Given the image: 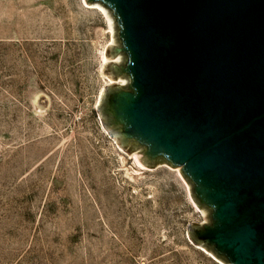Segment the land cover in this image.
<instances>
[{
    "label": "rangeland",
    "instance_id": "obj_1",
    "mask_svg": "<svg viewBox=\"0 0 264 264\" xmlns=\"http://www.w3.org/2000/svg\"><path fill=\"white\" fill-rule=\"evenodd\" d=\"M109 40L83 0H0V264H219L179 172L103 128Z\"/></svg>",
    "mask_w": 264,
    "mask_h": 264
},
{
    "label": "water",
    "instance_id": "obj_2",
    "mask_svg": "<svg viewBox=\"0 0 264 264\" xmlns=\"http://www.w3.org/2000/svg\"><path fill=\"white\" fill-rule=\"evenodd\" d=\"M105 1L83 0L110 29L103 128L141 166L179 172L202 216L193 244L264 264V0Z\"/></svg>",
    "mask_w": 264,
    "mask_h": 264
},
{
    "label": "flooded vegetation",
    "instance_id": "obj_3",
    "mask_svg": "<svg viewBox=\"0 0 264 264\" xmlns=\"http://www.w3.org/2000/svg\"><path fill=\"white\" fill-rule=\"evenodd\" d=\"M99 1H101V2H103V3H105L109 8H112V6L107 2V1H105V0H99ZM116 121H118V120H116ZM119 122V121H118ZM203 200V204H206V205H208L209 207H210V209H211V216H210V223L209 224H207V223H204V225H213V226H216L217 225V220H216V218L214 217V211H215V206H214V204L212 203V202H208V201H206L207 199H202Z\"/></svg>",
    "mask_w": 264,
    "mask_h": 264
},
{
    "label": "bare ground",
    "instance_id": "obj_4",
    "mask_svg": "<svg viewBox=\"0 0 264 264\" xmlns=\"http://www.w3.org/2000/svg\"><path fill=\"white\" fill-rule=\"evenodd\" d=\"M109 27V26H108Z\"/></svg>",
    "mask_w": 264,
    "mask_h": 264
}]
</instances>
